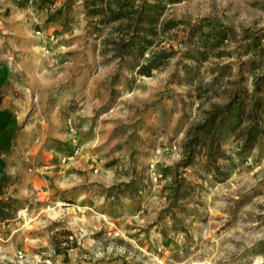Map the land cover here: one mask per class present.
<instances>
[{"label": "rangeland", "instance_id": "rangeland-1", "mask_svg": "<svg viewBox=\"0 0 264 264\" xmlns=\"http://www.w3.org/2000/svg\"><path fill=\"white\" fill-rule=\"evenodd\" d=\"M0 73V264H264V0H0Z\"/></svg>", "mask_w": 264, "mask_h": 264}, {"label": "trees", "instance_id": "trees-1", "mask_svg": "<svg viewBox=\"0 0 264 264\" xmlns=\"http://www.w3.org/2000/svg\"><path fill=\"white\" fill-rule=\"evenodd\" d=\"M4 79L3 73H0V82ZM230 107H233V115L235 118V125H238L239 122L241 121V114L243 110V104L238 103L235 104V106L228 105L226 107V111L230 110ZM215 116L211 117V120L208 121V123L204 124L202 127V133L204 137H207L213 128V125L215 123L214 121ZM224 123V117L223 120L220 122V125L218 128L221 126V124ZM233 127V128H234ZM18 124L17 120L13 114L12 111L9 109H0V153L8 151V149L11 146V143L15 137V133L17 131ZM232 128V130H233ZM243 132V131H242ZM258 130L255 128H252L248 131L247 137H246V145L251 144V142H254L257 135H258ZM212 154V152H210ZM210 154V155H211ZM2 166V159L0 158V220H6L9 217V213L5 211V209L11 207L12 205L4 201L2 199V186H3V180L5 178L4 172L1 168Z\"/></svg>", "mask_w": 264, "mask_h": 264}]
</instances>
